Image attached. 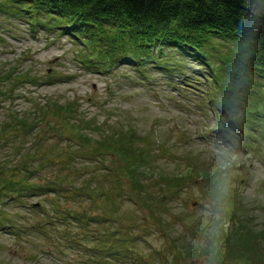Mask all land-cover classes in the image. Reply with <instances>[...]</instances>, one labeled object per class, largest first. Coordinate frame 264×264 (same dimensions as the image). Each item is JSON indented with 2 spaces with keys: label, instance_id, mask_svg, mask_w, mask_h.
<instances>
[{
  "label": "trees",
  "instance_id": "obj_1",
  "mask_svg": "<svg viewBox=\"0 0 264 264\" xmlns=\"http://www.w3.org/2000/svg\"><path fill=\"white\" fill-rule=\"evenodd\" d=\"M0 18L27 22L33 33L41 28L72 40L88 71L126 67L138 74L136 78L156 81L158 75L169 84L181 83L201 95L206 111L215 118L217 135L226 142L238 141L247 150H255L254 142L257 147L262 144L264 0H0ZM6 28L3 24L0 31ZM216 42L233 47L226 56L218 55L211 52ZM190 64L197 70H190ZM66 82V75L55 70L41 73L33 65L14 66L0 71V103L20 98L27 88ZM76 104L46 99L32 119L14 118L22 131L32 129L39 137L36 148L49 129L61 138L55 145L61 149L56 157L51 148L28 153L14 166L1 165L0 232L13 237L24 234L15 215L27 209L48 220L33 225L40 235L46 236L56 223L77 226V233L65 231L67 240L95 243L91 257L98 264H109L108 259L119 263L131 256L143 262L132 247L144 241L140 232L151 236L157 227V233L166 234L165 226L173 220L163 221L160 210L168 211L193 180L216 182L218 170L188 164L180 174L158 173L153 165L160 150H168L153 138L157 131L150 137L129 124L108 130L95 127L96 137L87 132L94 121L76 117ZM54 162L61 168L43 175ZM70 177L73 183L68 182ZM150 186L159 190H149ZM34 198L47 200L32 205ZM223 198L218 203L221 220L208 228L192 225L197 245L181 246L178 252L192 264L199 260L264 264V227L257 229L255 217L235 206L237 196ZM127 202L144 211L141 217L125 219L121 211ZM164 261L179 264L171 253Z\"/></svg>",
  "mask_w": 264,
  "mask_h": 264
},
{
  "label": "rangeland",
  "instance_id": "obj_2",
  "mask_svg": "<svg viewBox=\"0 0 264 264\" xmlns=\"http://www.w3.org/2000/svg\"><path fill=\"white\" fill-rule=\"evenodd\" d=\"M3 24L7 28L5 32L0 31V71L14 66L27 69L33 65L41 73L55 70L66 75L67 82L40 89L27 88L22 90L20 98L0 103V167L3 164L14 166L28 153L49 152L51 148L56 150L54 156L58 155L61 148L55 145L61 139L59 136L46 128L47 133L36 148L35 138L39 137L32 129L22 131L14 120L15 117L32 119L35 108L43 107L45 100L50 99L61 104L77 103L76 117L94 121L87 132L96 137L95 127L108 130L129 124L150 137L154 130L157 131L153 138L168 150L163 153L160 150L161 156L153 165L158 173L180 174L188 164L201 170L212 166L215 167L211 171L218 170L216 182L206 184L199 177L189 183L168 211L160 210L163 221L173 220L165 226L166 234L157 233V227L151 236L146 231L140 232L144 241L132 243V247L143 262L133 261L131 256L119 263L108 259L109 264H165V256L169 253L177 256L179 264H192V259L178 252L179 247L197 245L198 241L190 232L192 225L208 228V224L212 226L215 220H221L218 203H222L224 196H237L235 206L255 217L257 229L264 227V135L260 146L253 143L255 150L240 147L238 141L228 143L217 135L215 118L206 111L201 95L181 83L169 84L158 75L156 81L136 78L138 74L126 67L114 71H88L78 59V48L72 40L49 34L41 28L33 33L27 22L12 23L0 18V26ZM214 45L216 49L211 52L225 56L233 47L219 42ZM189 66L193 71L198 68L194 64ZM41 130L44 131L42 127ZM54 168L55 162L43 175H51L61 166ZM81 168L78 167L82 170L80 173L83 172ZM155 179L157 177L152 181ZM68 182L73 183L74 179L70 177ZM151 189L159 190L157 186H150ZM46 200L34 198L30 204H45ZM142 212L127 202L121 214L127 220V216L141 217ZM15 216L24 234L13 237L0 232V264H98L91 257L92 249L97 246L95 243L80 240L78 245L67 240L65 231L77 233V226L66 228L56 223L43 236L35 232L38 228L33 225L38 227L40 222L47 220L45 217L27 209L18 211ZM115 230L116 227L109 232ZM195 264L207 263L199 260Z\"/></svg>",
  "mask_w": 264,
  "mask_h": 264
}]
</instances>
